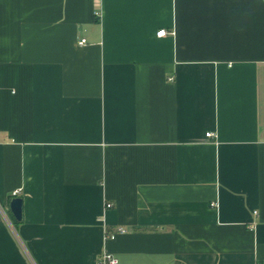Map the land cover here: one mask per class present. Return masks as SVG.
I'll return each instance as SVG.
<instances>
[{"label": "crops", "instance_id": "0c3cea01", "mask_svg": "<svg viewBox=\"0 0 264 264\" xmlns=\"http://www.w3.org/2000/svg\"><path fill=\"white\" fill-rule=\"evenodd\" d=\"M104 250L264 264V0H0V264Z\"/></svg>", "mask_w": 264, "mask_h": 264}, {"label": "built area", "instance_id": "2783aa9c", "mask_svg": "<svg viewBox=\"0 0 264 264\" xmlns=\"http://www.w3.org/2000/svg\"><path fill=\"white\" fill-rule=\"evenodd\" d=\"M164 33H166V29H160L159 31H157L158 35H162ZM85 42H86L85 38H82L81 41H80V43H85ZM214 134L215 133L213 131H207L206 132V135L209 136V137L213 136ZM18 194H19V189H16V190L13 191V195L14 196H17ZM106 206L107 207H111L112 203L107 202ZM2 210H3V213L7 216V219L10 220V218H9L7 212L5 211V209H2ZM125 231H126V229L124 227L119 226L116 229V231H114V232H108V231L105 230V235L104 236H105V239H114V238H116V236L119 233H123ZM118 261H119L118 257L115 254H113V253H111V252H109L107 250H104L98 257L99 264H117Z\"/></svg>", "mask_w": 264, "mask_h": 264}, {"label": "water", "instance_id": "95a60500", "mask_svg": "<svg viewBox=\"0 0 264 264\" xmlns=\"http://www.w3.org/2000/svg\"><path fill=\"white\" fill-rule=\"evenodd\" d=\"M10 210L17 221L23 219V198L21 196H13L11 198Z\"/></svg>", "mask_w": 264, "mask_h": 264}, {"label": "trees", "instance_id": "16d2710c", "mask_svg": "<svg viewBox=\"0 0 264 264\" xmlns=\"http://www.w3.org/2000/svg\"><path fill=\"white\" fill-rule=\"evenodd\" d=\"M15 221H17V220L15 219Z\"/></svg>", "mask_w": 264, "mask_h": 264}]
</instances>
